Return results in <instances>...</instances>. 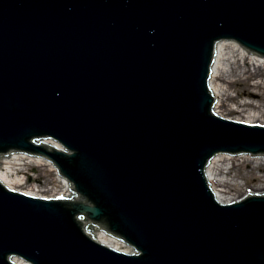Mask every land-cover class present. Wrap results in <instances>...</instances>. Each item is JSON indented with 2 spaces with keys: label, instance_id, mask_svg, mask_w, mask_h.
I'll use <instances>...</instances> for the list:
<instances>
[{
  "label": "water",
  "instance_id": "1",
  "mask_svg": "<svg viewBox=\"0 0 264 264\" xmlns=\"http://www.w3.org/2000/svg\"><path fill=\"white\" fill-rule=\"evenodd\" d=\"M263 126L264 0H0V159L75 193L0 182V264H264Z\"/></svg>",
  "mask_w": 264,
  "mask_h": 264
},
{
  "label": "bare ground",
  "instance_id": "2",
  "mask_svg": "<svg viewBox=\"0 0 264 264\" xmlns=\"http://www.w3.org/2000/svg\"><path fill=\"white\" fill-rule=\"evenodd\" d=\"M0 162V182H2L10 190L14 191H17L15 190V188L24 186L26 184L24 183L25 177H23V174L25 173V164L35 165L36 167H42L45 170L56 172L55 166L48 160H41L40 157L38 158V160H35L31 155H29V157H26L25 154H21V156H17V154H14V156L10 159L2 156ZM57 176H59L58 173ZM61 179L60 181H62ZM62 183L65 184L66 182L63 180ZM27 189L28 190L23 191L26 194L33 193V195H39L40 193H42L43 195H45L43 192L36 190L35 187H30ZM33 189H35V191Z\"/></svg>",
  "mask_w": 264,
  "mask_h": 264
},
{
  "label": "rangeland",
  "instance_id": "3",
  "mask_svg": "<svg viewBox=\"0 0 264 264\" xmlns=\"http://www.w3.org/2000/svg\"><path fill=\"white\" fill-rule=\"evenodd\" d=\"M24 168L25 173L23 177H25L24 183L26 184L15 188L19 192L26 191L30 187H35L36 190L43 192L45 195L52 196L63 187L62 182L58 180L57 174L50 170L29 164H25ZM33 190L35 191V189Z\"/></svg>",
  "mask_w": 264,
  "mask_h": 264
}]
</instances>
